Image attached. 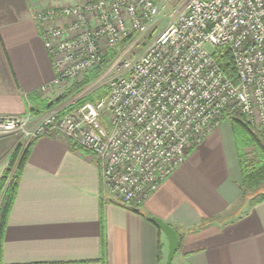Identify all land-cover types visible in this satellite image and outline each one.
Wrapping results in <instances>:
<instances>
[{
	"label": "built area",
	"instance_id": "built-area-1",
	"mask_svg": "<svg viewBox=\"0 0 264 264\" xmlns=\"http://www.w3.org/2000/svg\"><path fill=\"white\" fill-rule=\"evenodd\" d=\"M28 1L54 86L82 79L113 50L109 92L65 115L0 117V136L19 134L25 147L64 137L93 156L105 197L135 209L222 122L242 117L264 140V0H175L167 24L135 57L174 0ZM218 49L236 79L219 65Z\"/></svg>",
	"mask_w": 264,
	"mask_h": 264
},
{
	"label": "crops",
	"instance_id": "crops-1",
	"mask_svg": "<svg viewBox=\"0 0 264 264\" xmlns=\"http://www.w3.org/2000/svg\"><path fill=\"white\" fill-rule=\"evenodd\" d=\"M32 17L28 0H0V117L31 113V100L44 99L43 87H56V72ZM8 140L0 141V152L11 145ZM9 161L0 160V178ZM242 194L239 154L227 121L191 149L140 209L105 197L88 151L62 136H44L35 140L24 169L3 261L159 264L163 245L165 264L168 241L155 217L182 237L172 264H264V202L241 211Z\"/></svg>",
	"mask_w": 264,
	"mask_h": 264
},
{
	"label": "trees",
	"instance_id": "trees-1",
	"mask_svg": "<svg viewBox=\"0 0 264 264\" xmlns=\"http://www.w3.org/2000/svg\"><path fill=\"white\" fill-rule=\"evenodd\" d=\"M215 58L223 71L231 78L236 79L237 70L232 62V59L224 49H218L215 52ZM116 58V52L108 50L106 56L97 69L88 73L83 82L73 85L63 97L54 101L52 104L46 101L31 100V114L33 116H42L46 112L54 109L57 104L63 100L70 99L79 94L80 91L98 80L102 73H104ZM108 87H101L94 91L91 95L81 98L74 102V104L61 110V114L65 115L71 111L76 110L86 103H97L108 95ZM232 127L239 159L242 175V199L244 205L247 201H251V205H256L264 202V140H261L256 131L246 122L242 117H232L229 120ZM31 142L28 147L19 145L11 154L10 161L6 167L2 177L0 178V264H4V239L8 226L9 218L15 206L17 195L20 187V182L24 173L25 166L28 162L30 152L34 145ZM248 147H253L257 157L254 161L249 162L246 158L245 150ZM179 234V248L182 245V237ZM163 245L159 246L158 261L163 264Z\"/></svg>",
	"mask_w": 264,
	"mask_h": 264
},
{
	"label": "rangeland",
	"instance_id": "rangeland-1",
	"mask_svg": "<svg viewBox=\"0 0 264 264\" xmlns=\"http://www.w3.org/2000/svg\"><path fill=\"white\" fill-rule=\"evenodd\" d=\"M176 4V1L174 0V2L172 1L168 6H167V14H166V18H162L160 20V22L158 24H156L154 26V28H152L139 42L138 45L135 47L134 49V53L132 55V57H135L136 55H138L140 52H142V49L144 47V45H146L151 39H153L154 37H156L163 29V27L167 24V22L169 21V17H170V11L172 9V7ZM108 52V51H107ZM105 71L104 73L101 74L100 76V82L98 84H96L95 86L94 83L97 81H95L94 83H92L91 85L87 86L85 89H83L82 91L79 92V94L77 93L76 96H73L70 99H66L63 100L61 103L57 104V106L50 110V111H54V110H62L66 107H68L70 104H72V102L77 101L81 98H84L88 95H91L94 91H96L97 89L101 88V87H107L108 85V81L110 80V78L112 77V74H108L106 75ZM91 73V72H90ZM85 76L80 79V80H76V81H72V82H67L61 86H56L54 89H52L51 91H47L43 97V101H46V103L48 104H52L54 101L60 99L61 97H63L65 95V93L70 90L73 85L76 84H80L83 82ZM42 101V100H41ZM48 111V112H50ZM46 112V113H48ZM45 113V114H46ZM44 115V114H43ZM42 115V116H43ZM40 116V117H42ZM254 130V129H253ZM256 131V130H255ZM258 137L262 139V137L260 136V134L256 131ZM9 138H7V137ZM9 139V140H8ZM8 141H12L10 146H6V145H2V149L0 152V160L4 161L5 159H9L11 157V154L14 152V150L16 149L17 146L22 145L24 146L23 142V138L21 137V135L19 134H12V135H3L0 136V141L2 142V144H5ZM246 153V158L249 162L254 161L257 157V154L255 153V149L253 147H248L245 150ZM251 201H247V206L251 205ZM246 207V205H244L243 203V199H242V206H241V211L243 210V208Z\"/></svg>",
	"mask_w": 264,
	"mask_h": 264
},
{
	"label": "water",
	"instance_id": "water-1",
	"mask_svg": "<svg viewBox=\"0 0 264 264\" xmlns=\"http://www.w3.org/2000/svg\"><path fill=\"white\" fill-rule=\"evenodd\" d=\"M152 221L156 223L159 229L166 236L168 241V255L165 264H172L179 249V234L170 225L158 218H152Z\"/></svg>",
	"mask_w": 264,
	"mask_h": 264
}]
</instances>
